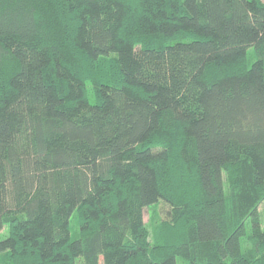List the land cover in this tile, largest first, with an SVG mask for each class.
I'll use <instances>...</instances> for the list:
<instances>
[{
	"label": "trees",
	"instance_id": "trees-1",
	"mask_svg": "<svg viewBox=\"0 0 264 264\" xmlns=\"http://www.w3.org/2000/svg\"><path fill=\"white\" fill-rule=\"evenodd\" d=\"M179 259L264 264V0H0V264Z\"/></svg>",
	"mask_w": 264,
	"mask_h": 264
},
{
	"label": "rangeland",
	"instance_id": "rangeland-1",
	"mask_svg": "<svg viewBox=\"0 0 264 264\" xmlns=\"http://www.w3.org/2000/svg\"><path fill=\"white\" fill-rule=\"evenodd\" d=\"M182 37V36H178ZM165 207L164 203L159 204L155 203L145 207L144 210V219L146 221L147 227L150 229L151 236L154 233V227L159 226L165 216ZM101 264L103 261L101 260ZM179 264H182V261L179 259Z\"/></svg>",
	"mask_w": 264,
	"mask_h": 264
}]
</instances>
